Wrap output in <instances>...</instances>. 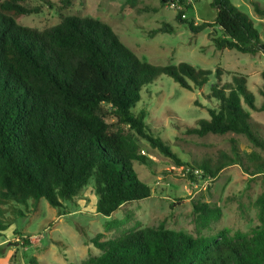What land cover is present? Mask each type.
Here are the masks:
<instances>
[{
	"label": "trees",
	"instance_id": "obj_1",
	"mask_svg": "<svg viewBox=\"0 0 264 264\" xmlns=\"http://www.w3.org/2000/svg\"><path fill=\"white\" fill-rule=\"evenodd\" d=\"M178 9L176 20L193 33L213 27L217 48L264 53V41L248 15L231 0H212L213 23H197L186 16L191 0H160ZM264 15V7L253 2ZM38 8L20 0H0V229L5 206L46 198L53 207H63L93 181L98 195L97 211L112 215L122 205L150 197L152 189L143 181L136 164L149 165L130 132L146 139L179 164L183 161L166 143L152 135L144 112L136 110L141 89L158 76L168 75L182 87L202 88L211 70L188 62L157 65L142 61L107 23L91 17L66 16L43 29L25 26L18 17ZM184 16V17H183ZM157 31L175 32L164 22ZM217 31L221 36H215ZM218 77L227 72L218 67ZM233 82L212 86L210 118L199 120L187 133L204 137L210 133L246 135L264 148V140L253 130L250 111H264V99L256 103L247 76L235 73ZM264 78V72H262ZM220 81V79H219ZM264 98V83L260 87ZM233 157L212 165L204 160V177L215 178L225 167L241 161L236 139ZM259 169L264 168L261 164ZM195 179L196 176L191 175ZM261 219L264 221V194ZM194 210L201 220L218 217L220 209L198 202ZM102 251L90 264H264V227L252 235L227 230L194 236L164 225L133 230L118 239L93 238Z\"/></svg>",
	"mask_w": 264,
	"mask_h": 264
},
{
	"label": "rangeland",
	"instance_id": "obj_2",
	"mask_svg": "<svg viewBox=\"0 0 264 264\" xmlns=\"http://www.w3.org/2000/svg\"><path fill=\"white\" fill-rule=\"evenodd\" d=\"M28 8H38L29 15L18 17L20 24L43 29L56 25L66 16L91 17L109 24L121 40L142 61L157 65L188 62L197 68L211 70L202 88L182 87L168 75L158 76L141 89L136 110L144 112L152 135L162 139L183 161L153 147L132 131L139 152L150 158L149 165L136 164L139 177L152 189L150 197L122 205L110 216L98 213L96 194L91 181L72 201L63 207H53L46 198L5 206L0 229V264H90L102 251L93 243L118 239L133 230L164 225L184 230L194 236L227 230L229 235L241 231L252 235L264 227L261 219L264 194V148L254 144L246 135L213 134L204 137L187 133L197 127L199 120L210 118V108L218 101L210 98L212 86L233 82L234 74L247 76V85L260 105L264 83V53H243L236 49L217 48L212 40L213 27L193 33L186 24L176 20L178 9L160 0H20ZM193 8L186 16L201 24L213 23L216 9L212 0H191ZM250 17L264 41V15L253 2L264 7V0H231ZM184 17V16H183ZM167 22L175 32H159ZM221 36L217 31L215 35ZM218 67L226 70L219 77ZM220 79V81H219ZM249 122L264 140V111L248 106ZM236 139L242 152L241 161L225 167L215 178L204 177L196 166L211 159L212 165L224 161L223 154L233 157L231 140ZM196 176L195 179L191 175ZM206 202L220 209L218 217L201 220L194 210L195 203Z\"/></svg>",
	"mask_w": 264,
	"mask_h": 264
}]
</instances>
